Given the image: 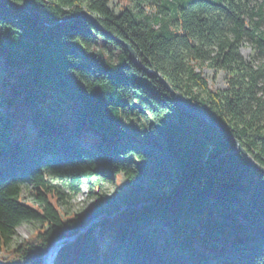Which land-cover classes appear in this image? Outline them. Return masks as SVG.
<instances>
[{"label": "trees", "instance_id": "16d2710c", "mask_svg": "<svg viewBox=\"0 0 264 264\" xmlns=\"http://www.w3.org/2000/svg\"><path fill=\"white\" fill-rule=\"evenodd\" d=\"M117 1L0 0V264H44L77 233L54 264H264V174L87 16L46 24L94 15L264 166V0ZM122 175L130 187L103 189ZM52 176L97 201L65 212ZM22 223L35 230L10 248Z\"/></svg>", "mask_w": 264, "mask_h": 264}, {"label": "rangeland", "instance_id": "374dc122", "mask_svg": "<svg viewBox=\"0 0 264 264\" xmlns=\"http://www.w3.org/2000/svg\"><path fill=\"white\" fill-rule=\"evenodd\" d=\"M111 6L119 12L121 10L122 4L119 3L117 0H113L111 3ZM240 51L243 54V56L247 59H252L255 55V50L252 48V46L249 44V42H244L241 47ZM6 68L5 61L2 57H0V75L4 72ZM204 73L208 77L209 82L211 86L214 88H224L227 85L226 82V75L227 73L223 70L214 71L211 68H204ZM55 97H60L62 99H65L66 101H70L69 98H67L61 91L53 93ZM28 127L32 130H35L32 123L30 122L28 124ZM89 132L94 135H100L98 132H96L93 129H90ZM53 183H58L59 188L61 191H64L66 194L65 198L61 202L62 209L71 214L73 212L81 213L91 207L98 199L97 196L93 195L90 196L88 194V184L85 181V179L81 178L77 181L78 190L76 192H71V190L68 187V184L64 181H58L56 177H50ZM103 189H105L107 192H111L114 188L116 183L118 182L120 185L128 188L130 187V183L125 175H122L121 177H110L105 178L102 181ZM23 198L26 201H31L33 194H34V186L32 183L28 182L23 185L22 189ZM36 225L34 223H22L20 224L13 234L11 241L9 243V247L12 248L14 246L19 245L24 239L28 238L35 230ZM0 256L6 257L7 253L5 251H0Z\"/></svg>", "mask_w": 264, "mask_h": 264}, {"label": "water", "instance_id": "95a60500", "mask_svg": "<svg viewBox=\"0 0 264 264\" xmlns=\"http://www.w3.org/2000/svg\"><path fill=\"white\" fill-rule=\"evenodd\" d=\"M29 11V10H27ZM80 16H87L95 26H97L101 31H103L104 33L114 37L117 41H119L123 46L126 47V49L128 50L130 57L132 58V60L138 64L141 68L156 74L161 81L166 85V87L171 91L172 96L174 97V99L176 100L177 104L179 105V107L197 117H200L202 119H204L205 121L209 122L211 125H213L214 127H216L218 129V131L223 134L225 137H227L228 139L232 140L235 144V151L236 152H240L243 157L246 159V161H248L256 170H258L259 172H261L262 174H264V166L262 164H260L246 149V147L243 145V143L236 137L234 136L227 128H225L223 125H221L220 123L216 122L215 120H213L210 116H208L207 114L197 110L196 108L191 107L190 105H188L180 96L179 94L175 91V89L171 86V84L166 80V78L159 72H157L156 70L147 67L146 65L143 64V62L140 59V56L137 52V50L132 46V44H130L129 42L123 40L122 38L116 37L114 36L110 31L106 30L101 23L99 22V20L92 14H89L86 10L80 11L78 13H71L68 16L59 18L57 21L52 22V23H46L47 25L54 27L57 24L62 23L63 21H67L69 19H73L75 17H80ZM34 17L38 20H41L39 17H37L36 15H34ZM125 206L122 207V209H124ZM83 230V229H81ZM78 234H75L71 237H64L58 240L53 241V243L51 245H56L57 247H60V245L62 244V242L66 241V240H75L78 237ZM57 253V250H55V254ZM52 264V262L50 263Z\"/></svg>", "mask_w": 264, "mask_h": 264}, {"label": "bare ground", "instance_id": "6f19581e", "mask_svg": "<svg viewBox=\"0 0 264 264\" xmlns=\"http://www.w3.org/2000/svg\"><path fill=\"white\" fill-rule=\"evenodd\" d=\"M56 249H57V246L55 244L50 247L49 251L47 252V254L45 256V262L51 263L54 261V258H53V261L50 262L51 257H54V255H55Z\"/></svg>", "mask_w": 264, "mask_h": 264}]
</instances>
